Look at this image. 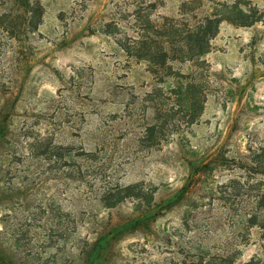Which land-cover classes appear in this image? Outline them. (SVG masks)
<instances>
[{"label": "rangeland", "instance_id": "1", "mask_svg": "<svg viewBox=\"0 0 264 264\" xmlns=\"http://www.w3.org/2000/svg\"><path fill=\"white\" fill-rule=\"evenodd\" d=\"M0 264H264V0H0Z\"/></svg>", "mask_w": 264, "mask_h": 264}, {"label": "trees", "instance_id": "2", "mask_svg": "<svg viewBox=\"0 0 264 264\" xmlns=\"http://www.w3.org/2000/svg\"><path fill=\"white\" fill-rule=\"evenodd\" d=\"M219 22L218 21H212V20H206L204 24L200 25L196 30L190 32L188 31L186 34L182 33V35H178L177 30H175L174 25H168L165 26L166 32L163 34H160L159 36L165 38L166 41H164L163 44L165 46H173L177 42L181 44L177 52L181 55L189 56V58L192 57H199L207 53L208 44L209 41L216 36L217 33V27H218ZM178 38L179 41H175V38ZM150 41V40H149ZM151 41L148 43H144V47L142 48L143 50V55H141L140 58H143L144 60H147L150 56V62L154 65H161V64H156L154 62V58H159L163 59V66L165 64V61L168 59V55L171 52H176L175 49H164L162 46L161 47H153L151 46ZM155 51V52H154ZM158 53V55L154 56L155 53ZM194 98H188L187 101L192 103H197L198 100H196L195 96H192ZM194 101V102H192ZM202 102V101H201ZM201 102L199 101V109L201 108ZM195 109V106L192 107Z\"/></svg>", "mask_w": 264, "mask_h": 264}]
</instances>
